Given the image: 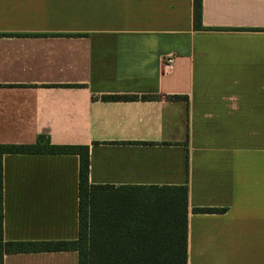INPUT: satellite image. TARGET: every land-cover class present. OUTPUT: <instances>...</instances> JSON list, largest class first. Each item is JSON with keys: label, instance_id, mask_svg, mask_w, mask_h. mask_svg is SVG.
Instances as JSON below:
<instances>
[{"label": "crops", "instance_id": "crops-1", "mask_svg": "<svg viewBox=\"0 0 264 264\" xmlns=\"http://www.w3.org/2000/svg\"><path fill=\"white\" fill-rule=\"evenodd\" d=\"M201 25L193 0H0V144L88 145L94 185L186 184L187 264H264V0H201ZM0 164L3 241L77 238V155Z\"/></svg>", "mask_w": 264, "mask_h": 264}, {"label": "trees", "instance_id": "trees-1", "mask_svg": "<svg viewBox=\"0 0 264 264\" xmlns=\"http://www.w3.org/2000/svg\"><path fill=\"white\" fill-rule=\"evenodd\" d=\"M195 29L201 25V0H193ZM102 100L158 99L159 95H102ZM167 99H185L170 95ZM6 153L78 156V234L74 240L3 241L0 164V264L6 253L77 252V264H187L188 186L94 185L88 180V145H56L44 135L32 144H0ZM224 208L195 207L220 213Z\"/></svg>", "mask_w": 264, "mask_h": 264}, {"label": "built area", "instance_id": "built-area-1", "mask_svg": "<svg viewBox=\"0 0 264 264\" xmlns=\"http://www.w3.org/2000/svg\"><path fill=\"white\" fill-rule=\"evenodd\" d=\"M174 62L173 56H168L164 61V67L167 72H170L172 69V64Z\"/></svg>", "mask_w": 264, "mask_h": 264}]
</instances>
